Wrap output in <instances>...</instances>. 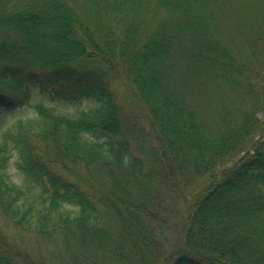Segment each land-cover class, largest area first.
<instances>
[{
  "label": "trees",
  "instance_id": "1",
  "mask_svg": "<svg viewBox=\"0 0 264 264\" xmlns=\"http://www.w3.org/2000/svg\"><path fill=\"white\" fill-rule=\"evenodd\" d=\"M230 5L0 0V264H264V46L224 40Z\"/></svg>",
  "mask_w": 264,
  "mask_h": 264
},
{
  "label": "rangeland",
  "instance_id": "2",
  "mask_svg": "<svg viewBox=\"0 0 264 264\" xmlns=\"http://www.w3.org/2000/svg\"><path fill=\"white\" fill-rule=\"evenodd\" d=\"M221 30L225 36L224 40L235 48L241 49L251 41L253 43L264 46V0H231V5L228 10L225 11L224 18L221 23ZM111 88L115 94L116 100L122 109V116L124 120L132 124L139 125L145 129L146 132L149 130V124L147 122L146 109L140 102L135 90L129 86L122 84L118 79L110 82ZM97 103L95 101L84 100L79 104H65L59 106L61 110L76 113L79 110H89L95 108ZM260 117H263V112H258ZM15 118H11L14 120ZM74 165H70L72 171ZM76 174H80L82 168L80 166L74 167L73 169ZM16 173V171L13 169ZM56 171L61 172L65 176L71 179H76L75 174L69 171L59 170V166L56 167ZM15 178L19 180V176ZM207 179H200L188 192L181 196L180 209H183L187 203V195H191L196 191H199L205 186ZM182 214L173 216L168 225L164 228V236L169 240L166 242V248L169 250L175 243L182 237L183 221L181 218ZM9 233V232H8Z\"/></svg>",
  "mask_w": 264,
  "mask_h": 264
}]
</instances>
